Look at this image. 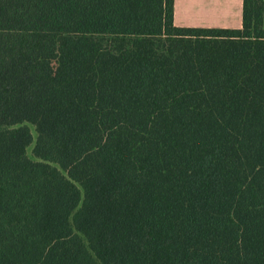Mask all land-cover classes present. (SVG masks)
<instances>
[{"label":"trees","instance_id":"obj_1","mask_svg":"<svg viewBox=\"0 0 264 264\" xmlns=\"http://www.w3.org/2000/svg\"><path fill=\"white\" fill-rule=\"evenodd\" d=\"M0 264H264V0H0Z\"/></svg>","mask_w":264,"mask_h":264},{"label":"crops","instance_id":"obj_2","mask_svg":"<svg viewBox=\"0 0 264 264\" xmlns=\"http://www.w3.org/2000/svg\"><path fill=\"white\" fill-rule=\"evenodd\" d=\"M244 0H175V24L179 27H243Z\"/></svg>","mask_w":264,"mask_h":264},{"label":"rangeland","instance_id":"obj_3","mask_svg":"<svg viewBox=\"0 0 264 264\" xmlns=\"http://www.w3.org/2000/svg\"><path fill=\"white\" fill-rule=\"evenodd\" d=\"M31 129L33 131V134H34V137L36 138L37 137V134H36V131H35V128L31 125ZM33 147L34 145H31L29 148H28V154L29 156L32 158V159H35L36 160V157L34 156L33 154Z\"/></svg>","mask_w":264,"mask_h":264}]
</instances>
